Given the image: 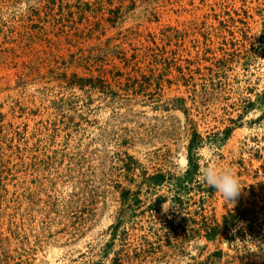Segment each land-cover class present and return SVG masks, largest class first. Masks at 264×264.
<instances>
[{
  "label": "rangeland",
  "instance_id": "374dc122",
  "mask_svg": "<svg viewBox=\"0 0 264 264\" xmlns=\"http://www.w3.org/2000/svg\"><path fill=\"white\" fill-rule=\"evenodd\" d=\"M0 264H264V0H0Z\"/></svg>",
  "mask_w": 264,
  "mask_h": 264
},
{
  "label": "clouds",
  "instance_id": "9594fccd",
  "mask_svg": "<svg viewBox=\"0 0 264 264\" xmlns=\"http://www.w3.org/2000/svg\"><path fill=\"white\" fill-rule=\"evenodd\" d=\"M211 159V157H209ZM202 180L210 187L217 190L226 202L235 203L236 198L241 194L243 185L238 174L229 168H218L215 163L206 162L202 169ZM164 210L169 206L163 205ZM257 251V250H256Z\"/></svg>",
  "mask_w": 264,
  "mask_h": 264
},
{
  "label": "trees",
  "instance_id": "16d2710c",
  "mask_svg": "<svg viewBox=\"0 0 264 264\" xmlns=\"http://www.w3.org/2000/svg\"><path fill=\"white\" fill-rule=\"evenodd\" d=\"M191 141V140H190ZM192 142H189L188 147H190ZM192 157L190 154L188 155V166L184 170V172L179 176V177H185L191 170H193L196 166L197 163L195 161H191ZM164 174L163 173H155L151 176V179L153 182H157L163 178ZM237 209H229L225 212V214L222 215V221L221 223L217 222L215 219L211 221H206L205 218L206 216L202 215V227L205 232V235L207 238H211L216 234V232L220 229H224L226 232L228 228H231L232 225L234 224L235 221H237L239 218H241V214L237 212ZM249 227L251 226V222L249 220L248 222Z\"/></svg>",
  "mask_w": 264,
  "mask_h": 264
}]
</instances>
